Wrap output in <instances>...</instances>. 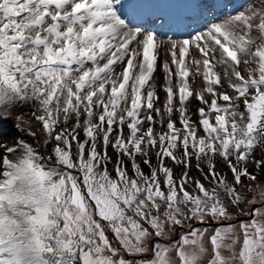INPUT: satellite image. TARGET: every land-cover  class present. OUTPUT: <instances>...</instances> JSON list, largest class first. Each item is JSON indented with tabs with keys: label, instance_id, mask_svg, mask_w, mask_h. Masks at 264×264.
Instances as JSON below:
<instances>
[{
	"label": "snow or ice",
	"instance_id": "1",
	"mask_svg": "<svg viewBox=\"0 0 264 264\" xmlns=\"http://www.w3.org/2000/svg\"><path fill=\"white\" fill-rule=\"evenodd\" d=\"M0 264H264V0H0Z\"/></svg>",
	"mask_w": 264,
	"mask_h": 264
},
{
	"label": "rangeland",
	"instance_id": "2",
	"mask_svg": "<svg viewBox=\"0 0 264 264\" xmlns=\"http://www.w3.org/2000/svg\"><path fill=\"white\" fill-rule=\"evenodd\" d=\"M34 127H35V126H34ZM241 210H243V211H247V206L244 205V206H242V209H238V210H236V211H233V212H232L233 217L236 218V217L238 216L239 211H241ZM186 227H187V225H186ZM201 227H203V226H201Z\"/></svg>",
	"mask_w": 264,
	"mask_h": 264
},
{
	"label": "bare ground",
	"instance_id": "3",
	"mask_svg": "<svg viewBox=\"0 0 264 264\" xmlns=\"http://www.w3.org/2000/svg\"><path fill=\"white\" fill-rule=\"evenodd\" d=\"M192 174L198 176L199 173L196 172L195 168L192 169Z\"/></svg>",
	"mask_w": 264,
	"mask_h": 264
}]
</instances>
